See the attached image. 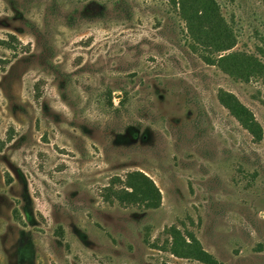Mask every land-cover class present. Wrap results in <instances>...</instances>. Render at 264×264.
<instances>
[{
    "label": "rangeland",
    "instance_id": "1",
    "mask_svg": "<svg viewBox=\"0 0 264 264\" xmlns=\"http://www.w3.org/2000/svg\"><path fill=\"white\" fill-rule=\"evenodd\" d=\"M212 1L228 39L167 0H0V264H264V0Z\"/></svg>",
    "mask_w": 264,
    "mask_h": 264
},
{
    "label": "trees",
    "instance_id": "2",
    "mask_svg": "<svg viewBox=\"0 0 264 264\" xmlns=\"http://www.w3.org/2000/svg\"><path fill=\"white\" fill-rule=\"evenodd\" d=\"M167 1H169L170 4L182 11V14L185 16V18L187 17V19L190 20L193 28L196 27V22L206 21V19H210V15H212L214 18H216L215 22L213 18V32L219 36L222 35L223 38L225 37L226 39H228V37L232 35V32L228 27L226 28L224 26H221V24L224 25L223 18L220 15L218 5H216L212 0H210V2L206 4V6L210 10V12H208V14L210 15L208 16L207 14L200 15L199 13L201 12H199L198 9H195L193 8V6L188 5L189 2H185L184 0ZM189 1L191 2V0ZM232 45L227 49L233 48ZM262 56L264 58V52H262ZM237 58V55L231 54L229 56L222 57L217 61H211L208 58H205L204 61L209 65H217L224 72L231 75L233 70H231L232 67L228 66L231 62L235 63L238 60ZM241 62L243 64L241 66V69L246 75L247 79H250V77L256 75L258 71L260 72L261 76L264 77V65L259 61V59L247 57L246 59L241 60ZM219 101L231 112V114L242 124L245 129H247L258 139H261L262 130L260 124L255 120L252 112H250L247 107L241 104V102L236 98L235 95L224 92V94L219 95ZM127 184L128 188L132 190L129 193L125 192L128 197L138 196L142 199V201L147 203L148 207L150 208H158L161 205L160 191L157 189L155 184L142 173L136 172L130 174L128 176ZM195 257L207 264L215 263V260L212 258V256L204 252L200 247H198V249L195 248Z\"/></svg>",
    "mask_w": 264,
    "mask_h": 264
}]
</instances>
